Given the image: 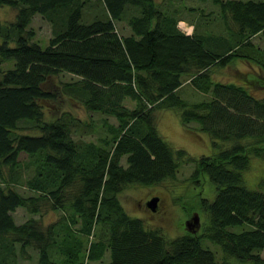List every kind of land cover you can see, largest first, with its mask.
<instances>
[{"label": "trees", "instance_id": "16d2710c", "mask_svg": "<svg viewBox=\"0 0 264 264\" xmlns=\"http://www.w3.org/2000/svg\"><path fill=\"white\" fill-rule=\"evenodd\" d=\"M84 1L0 0L16 10L14 19L0 22V65L11 63L0 67V264H11L15 243L34 247L36 264H264V177L248 187L242 173L251 157L264 159V95L209 76L211 66L231 58L250 62L258 55L264 65V49L250 40L264 35V0H212L224 23L228 14L235 25L226 37L213 30L186 34L176 24L185 19L164 13L155 0H102L106 17L82 22ZM36 13L55 23L44 46L29 27ZM114 20H125L130 32L119 33ZM59 71L74 77L44 88ZM185 83L209 98L187 102L177 94ZM59 93L114 117L110 137L101 144L73 139L71 121L78 119L69 111L44 119ZM163 108L178 112L184 125L197 122L215 152L193 158L165 141L155 114ZM21 121L38 134L15 133ZM22 153L36 161L22 183L28 193L12 186L21 183ZM188 160L191 179L215 188L211 198L194 202L204 214L198 232L168 238L125 211L118 200L125 185L174 178ZM19 206L32 214L71 211L41 226L31 216L15 222Z\"/></svg>", "mask_w": 264, "mask_h": 264}, {"label": "rangeland", "instance_id": "374dc122", "mask_svg": "<svg viewBox=\"0 0 264 264\" xmlns=\"http://www.w3.org/2000/svg\"><path fill=\"white\" fill-rule=\"evenodd\" d=\"M161 2L164 6V13L174 17H180L187 22H193L190 29L187 26L181 24L178 21L176 24L178 28L189 34L195 31L203 33H211L212 30L219 35H229V27H235L229 15H226L225 23L220 16L219 6L212 0H155ZM163 7V8H164ZM15 8L2 4L0 5V22L8 23L15 17ZM106 11L102 0H85L82 6V22H90L96 18L104 19ZM115 28L119 33L126 34L130 32L125 20L117 22L114 20ZM58 23V22H57ZM56 23V24H57ZM184 23V22H183ZM55 23H50L45 16L36 13L32 16L29 27L34 32L33 39L38 41L42 46L46 45L48 39L52 36V27ZM192 30V31H191ZM257 48L264 49V35L258 33L250 39ZM255 48V49H257ZM249 52L255 55V52ZM259 51V50H258ZM263 61V53L261 54ZM255 60L246 61L242 58H231L226 64L218 65L214 64L209 68L210 75L213 80L223 82H234L236 84H242L248 86L250 91L255 96L264 95V65L260 62H256L259 59L258 55H255ZM10 62H4L0 65L1 68H6L10 65ZM71 74L65 71H59L56 74L49 76V79L44 83V88L55 90L58 89V85H61L62 81L72 79ZM188 83H185L177 94L181 96L187 102H194L202 98H209V94H203L196 92ZM61 111H69L71 115L76 117L78 121H71L72 133L71 136L75 140L86 142H93L95 144H101L99 140L103 137H110V132L107 128V124L117 123L114 117L105 115L99 112L86 111L84 108L76 106L74 103H70V100L62 96H59L53 100H50V105L44 112V119L53 118L55 115L61 113ZM156 114V127L162 138L167 141L171 146L181 147L185 149L188 155L193 158H197L200 155H209L215 152L216 148L211 143V138L206 132L201 131L199 125L195 121H190L188 125H184L178 112L173 109L163 108L158 109ZM106 120V122L103 121ZM87 123V124H85ZM29 121L19 122V127L15 129V133H29L38 134V129L34 126H30ZM37 131V132H35ZM229 142H220V146H226ZM34 155L21 154L20 166L18 167V174H20V184H13L12 186L24 193L32 192L28 190L23 183V180L29 177L36 170ZM33 159V161H32ZM125 156H122L120 162L125 165ZM27 163V165L25 164ZM35 167V168H34ZM194 168V160L187 162H181L177 168L174 178H167L158 183L151 185H143L137 183H128L118 193V200L123 206L125 211L131 216H137L142 219L144 225L147 227L158 228L168 238L180 235L186 232L183 221L192 211H200V216L203 219L204 214L199 210L194 203L196 197H207L210 194H214L213 190L209 187L206 180L200 179V183L191 179V173ZM6 175V169L4 168ZM243 173V180L248 187H255L258 180L264 177V159L251 157L249 166ZM1 184V183H0ZM213 186V184H211ZM69 190H74L70 189ZM70 192V193H71ZM198 193V194H197ZM152 196H157L158 200L154 210H151L146 204V200ZM67 207V206H66ZM64 210H53L49 208H42L41 213L32 214L29 213L24 207H17L12 211L15 222L20 223L28 219L30 216L38 221L41 226H44L55 218L61 217L63 211L70 212L71 209L63 208ZM201 220V219H200ZM202 224V221H201ZM77 225V224H75ZM77 228V226H74ZM98 225L95 226L94 231H98ZM199 231V230H198ZM197 231V232H198ZM88 239L85 240L86 245ZM204 243V241H202ZM14 255H11L9 260L11 264H36L37 251L32 246H26L24 250H21L19 243L14 244ZM56 250H53V255H56ZM260 255L264 257V248L259 251ZM52 254V253H51ZM105 260L108 259V254L103 256ZM231 264H249L248 262H238L233 260Z\"/></svg>", "mask_w": 264, "mask_h": 264}, {"label": "water", "instance_id": "95a60500", "mask_svg": "<svg viewBox=\"0 0 264 264\" xmlns=\"http://www.w3.org/2000/svg\"><path fill=\"white\" fill-rule=\"evenodd\" d=\"M158 200L157 196H152L149 199L146 200L145 204L151 209L154 210L156 206V202ZM183 225L186 231L195 233L200 225V215L197 211H192L188 217H186L183 221Z\"/></svg>", "mask_w": 264, "mask_h": 264}, {"label": "bare ground", "instance_id": "6f19581e", "mask_svg": "<svg viewBox=\"0 0 264 264\" xmlns=\"http://www.w3.org/2000/svg\"><path fill=\"white\" fill-rule=\"evenodd\" d=\"M181 24H183V25H184L185 23H183V22H182ZM186 26H187V29H190V26H189V25H186Z\"/></svg>", "mask_w": 264, "mask_h": 264}, {"label": "crops", "instance_id": "0c3cea01", "mask_svg": "<svg viewBox=\"0 0 264 264\" xmlns=\"http://www.w3.org/2000/svg\"><path fill=\"white\" fill-rule=\"evenodd\" d=\"M184 22H186L185 20H183ZM186 81V80H185Z\"/></svg>", "mask_w": 264, "mask_h": 264}]
</instances>
